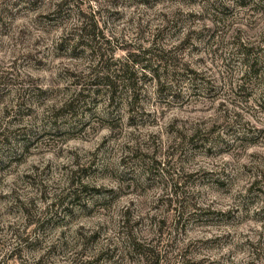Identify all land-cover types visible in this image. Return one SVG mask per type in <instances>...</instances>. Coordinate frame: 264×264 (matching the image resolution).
<instances>
[{
	"label": "clouds",
	"instance_id": "1",
	"mask_svg": "<svg viewBox=\"0 0 264 264\" xmlns=\"http://www.w3.org/2000/svg\"><path fill=\"white\" fill-rule=\"evenodd\" d=\"M60 2L61 0H43L42 6L30 10L31 0H8L7 3L0 0V15L10 25V30H7L0 24V68L11 70L12 62L17 57L21 58L14 76L19 83L12 91L11 99L14 100L21 88H42L46 92L55 93L43 107H38L31 97H26L27 109L34 111H26L21 123L9 124L12 117L4 119V105H0V132L5 129L14 131L26 128L35 139L57 134L66 137L62 141L34 150L27 157V163L19 166V170L14 164L11 170L0 173V194L9 196V203L14 202L11 197L13 191L19 193L25 202L29 197H36V215L39 216L53 200L49 199L47 204L41 202L37 191L25 184L22 178L25 172L36 175L38 180L47 184L52 197L67 188L69 176L77 163L95 164L96 167L90 171V175L96 177L92 183L97 189L119 190L122 187L121 179L136 178L142 181L140 165L133 158V153L138 147L142 151H151L144 147V142L149 141L150 133L158 134L165 145L178 143V138L175 135L169 136L166 131L167 125L175 119L179 121L176 127L186 130L189 135L199 131L209 141L199 151L187 152L185 159L189 163L177 164L173 161V176L183 177L185 173H199L184 189L185 198L195 207L209 208L217 213L242 208L243 197L247 194L251 181L259 178L258 172L242 178L240 174L243 173L244 165L264 169V143H259L264 137H258V142L250 146L241 144L249 130H264V111L257 106L264 100L261 95L264 93V79L258 82L253 97L247 102H241L233 94L231 85L239 84L240 77L247 70L244 67L246 57L241 44L245 48H256L264 57V0H221L231 9L222 20H217V14L211 11V5L216 4L217 0H152L151 6L138 3V0H128V8L114 9L125 11L126 15L115 29L109 26L113 36H123L129 44L154 48L159 55L175 59V63L168 66L167 72L163 68L160 71L161 79L169 86L168 91L157 96L156 85L153 84L150 85L151 94L141 98V105L146 111L153 113V119L145 118L142 123L146 127L139 132L129 129L125 124L123 133L112 126L119 119V112L115 108H109L107 98L98 107L93 105L92 111L81 109L75 116L71 112L60 114L57 127L51 126L53 113L63 108L83 88V84L74 79L73 74L87 79L88 70L99 63V60H89L85 64L83 61L55 59L52 56L56 41L70 32H79L86 23L80 18L74 5L71 20L48 18L47 13ZM89 6L91 12L95 13L105 7V0H84L85 12H89ZM141 28L146 35L137 39ZM205 29L210 31H204ZM157 32L159 39L155 38ZM186 38H190L191 45L196 46V55H191V46L181 47ZM107 55L121 60L127 57V52L116 48L114 56L111 52ZM40 60H45V64H39ZM197 61L198 71L217 85L215 89L208 88L202 79L190 77L187 73L186 67L196 65ZM148 75L151 76L152 73ZM10 106L15 108V103ZM238 113L242 118H238ZM157 158L163 160L164 156L161 154ZM49 164L55 169H68L59 171L57 183L47 180L32 168L36 165L42 172ZM169 179L165 177V180ZM220 183L234 186L227 195H222L227 188L221 189ZM193 184L197 187L193 188ZM171 193V183L167 186L160 184L146 196L121 193L115 212L106 213L101 210L91 221L79 220L72 225L71 232L66 237L71 248L65 254L58 256L65 243L62 232L67 230L57 229L44 240L41 250L32 253L25 250L23 259H9L8 255L18 246L25 247L18 237L28 235L36 239L32 232L36 224L33 223L25 232L24 221L27 217L22 212L19 216L6 215L7 204L0 203V264H38L41 261L42 264H73L74 260L77 264H87L93 259L94 253L90 250L82 251L83 243L76 235V230L82 225L88 230L100 224L108 226L104 229L106 235L103 244L107 247H120V254L124 259L119 260V264H146L144 257L129 259L126 253V246L133 237L141 244L168 252L170 264H181L176 258L177 254L189 244L203 247L197 245V241L226 236L229 232L233 234V240L231 243L225 241L227 247L217 248L213 253H202L196 259H205L207 256L209 260L218 261L219 264H264V240L261 235L264 227L251 220L239 229L189 226L186 235H177L174 232L169 235L166 232L162 240L156 225L152 224H148V230L142 231L134 227L131 232L117 236L113 215L119 214L121 209L126 210L133 201L137 208L141 207L142 201H146L142 213L144 222L147 223L150 216L163 219V210L153 212L151 206L159 197H167ZM108 195V192L101 191L99 198L103 199ZM134 219H139V216ZM223 219L227 220L228 217ZM16 229L20 231L17 233ZM109 240L112 241L110 244ZM248 241L256 245V249L249 246ZM53 246L57 252L50 253ZM256 251L261 253L259 260L254 254ZM161 264H164L163 260Z\"/></svg>",
	"mask_w": 264,
	"mask_h": 264
},
{
	"label": "rangeland",
	"instance_id": "2",
	"mask_svg": "<svg viewBox=\"0 0 264 264\" xmlns=\"http://www.w3.org/2000/svg\"><path fill=\"white\" fill-rule=\"evenodd\" d=\"M7 3L8 0H5ZM159 2V0H157ZM138 3L151 6L152 0H138ZM43 5V0H31V9L36 10L38 7ZM79 11L80 18L85 20L86 30L85 35L81 39L73 40L74 32H70L67 36H62L56 41L52 48V56L55 59H69L75 61H83L85 64L89 60H99L95 68L89 69L87 79L83 76L76 77L73 74L74 79H77L79 83L83 84V88L80 93L75 95L71 99L69 106L61 108L53 113L52 127H57V119L60 114H68L71 112L73 116L80 112L81 109L87 111L93 110V105L99 106L103 103L104 99L107 98V92L102 86H93L92 81L93 75H101L105 70L112 72L117 71L120 67L121 71L116 75V82L111 88V100H109V108H115L119 112V119L112 125L115 129L123 133L124 125L126 124L129 129H136L137 132L140 129L145 128L146 125L142 123L145 118L153 119V113L145 110L144 106L141 105V98L151 94L150 85H156V95H162L165 91H168L169 86L161 79L160 71L165 69L167 72L168 66L175 63V59L172 57L161 56L163 61H166V65L163 62L157 64L154 59L150 61L152 68L154 69L155 64L157 68L155 71L156 76H159L161 87L157 86L155 80L151 79L148 75L147 70L141 69L142 65L145 64L144 58L140 52L145 50L143 45L139 47L129 44L127 39L123 36H113L112 32L109 31L111 25L113 29L117 25L123 22L126 12L125 11H114V9H126L130 5L128 0H105V7L100 8L95 13L91 12V6H89V12L84 11V0H63L56 10L54 7L47 13V17H59L66 20L72 18V6ZM218 5V6H217ZM211 11L216 15L217 20H222L231 9L226 3H222L221 0H217L216 4L211 5ZM7 12V9H5ZM43 15V14H42ZM131 23V20L129 21ZM0 24L4 25V28L10 30V25L4 22L3 16L0 15ZM204 31H210L205 29ZM219 33H217L218 35ZM143 28L139 30L137 39L145 36ZM90 37L93 39L90 40ZM156 39H159V32L156 33ZM213 42L215 36L212 37ZM123 41V42H122ZM185 45L191 46V55H196V46L191 45V39L186 38L182 43L181 47ZM243 47V44H241ZM119 48L120 51L127 52V57L121 60H115L107 54L109 52L115 55V49ZM154 51H156L153 48ZM257 54V49H253ZM158 53V52H157ZM253 53V52H252ZM260 55V54H259ZM47 59V58H46ZM21 58L17 57L16 61L12 62L11 70L0 68V105H4V119L12 117L11 123H21L22 117L25 112L32 113L34 110L27 109L25 104V98L31 97L33 102L38 107H43L48 99L53 98L54 92H46L42 88H21L17 91L16 96L13 99L12 91L17 88L19 81L14 78L16 76L17 64ZM259 60L263 61L264 71V57L260 55ZM131 61H138L134 65ZM39 64H45V60L38 61ZM126 64V65H125ZM147 64V63H146ZM149 65V63L147 64ZM199 61L196 65H188L186 71L190 77H195L198 80L202 79L206 86L210 89H215L216 84L204 76L198 71ZM262 68V67H258ZM264 72H262V75ZM261 75V74H259ZM129 80L126 83V80ZM260 76H251L242 80V83L232 84L233 94L241 100V102H247L254 95V90L258 87ZM96 82V81H95ZM163 82V84H162ZM222 83V82H221ZM242 86L237 89V85ZM171 95V93L169 92ZM15 103V108L10 105ZM261 111H264V100L257 105ZM223 107V105H222ZM125 112L127 113V119L125 120ZM238 118L240 114L238 113ZM163 114H161V119ZM67 123V122H66ZM155 123V121H154ZM179 121L173 120L171 124L167 125V133L169 136L175 135L178 138V143L172 145H165L164 140L155 133L149 134V141L144 142L145 148H150L151 151H142L138 147L133 153V158L139 162L140 165V177L141 179H121L122 187L117 190L113 189H97L93 187V181L96 179L94 175H90V171L95 169V164L89 162L88 164L77 163L76 167L71 171L69 176V183L67 188L59 192L55 197L49 195L48 185L42 180H38L36 175H31L28 172L23 173V180L25 184L31 187L34 191H37L39 200L47 204L49 199L53 200V203L49 205L43 213L39 216L36 215V197H29L28 201L21 199L20 194L13 191L11 194L14 202L9 203V196L0 194V203H6V215L19 216L21 212L27 219L24 221L25 232L31 228L32 224H36V228L32 229L36 239L31 236L25 235L18 237L24 248L17 247L12 253H9L8 258L17 257L23 259V253L27 250L29 253L39 251L43 247L44 240L49 235L55 232L57 229H66L67 232H62V236L65 237V243L63 250L58 253L59 255L65 254L70 250L71 245L68 243L66 237L68 232H71L72 225L79 220L91 221L95 216L99 215L101 210L106 213L115 212V207L121 199V193L124 195L140 194L146 196L154 189L159 187L160 184L167 186L171 183L172 193L170 196H161L156 200V203L152 205L153 212H159L163 210L165 218L160 219L157 216H150L145 223V217L142 214L147 204L146 201L141 202V207H136V202L133 201L127 207V209H121L120 213L113 215L112 220L117 226V236L124 235L125 232H131L136 227L142 231L148 230V224L156 225L161 240L164 234L167 232L171 235L172 232L177 235L184 233L187 234L189 226L193 227H216V228H235L239 229L244 227L248 220L253 223L261 224L264 227V169L249 167L244 165L243 173L241 177L252 176L257 172L259 178L251 181L250 186L247 189V194L243 197V207L237 209H230L228 212H213L209 208H199L193 206L188 199H186V192L184 189L188 187V183L194 180L195 176L199 173H185L183 177L173 176L174 165L173 161L177 164H187L188 160L185 156L188 151H199L203 146L207 145L209 141L205 136L195 131L191 135L186 130H182L176 127ZM196 133V134H195ZM195 134V136H193ZM135 136V133H132ZM258 137H264V130L255 129L249 130V134L241 144L250 146L258 142ZM66 137L59 134L40 137L35 139L30 135V130L26 128H18L16 130L5 129L4 132H0V173L11 170L12 165L19 166L27 163V157L33 153L34 150L40 149L41 147L47 146L49 143L59 142L64 140ZM15 141V143H13ZM159 141V142H157ZM259 143H264V140H259ZM210 151V150H209ZM163 154L164 159H158L157 157ZM32 168L38 172L41 176H45L47 180L57 183V177L59 171H68L67 167L63 169H55L53 165L49 164L44 167L43 171L40 172L38 166L33 165ZM227 175V173H225ZM165 177L170 178L165 180ZM85 181H88L87 183ZM233 185H224L220 183V188H227V191L222 192V195H227ZM193 188L197 185L193 184ZM101 191L108 192L109 195L103 199L99 198ZM175 204V207L173 206ZM167 205V207H165ZM87 209V211H85ZM139 216V219H134ZM223 217H228L224 220ZM108 227L100 224L92 229L86 230L83 225L76 230V235L80 237L83 243L82 251L90 250L94 253L93 259L89 260L87 264H119V260H123L124 256L120 254V247L117 246L107 247L103 244L104 236L106 235L104 229ZM171 227V231L169 228ZM11 231V226L9 228ZM110 230V229H109ZM252 229H250L251 231ZM20 229H16L18 233ZM2 232V230H0ZM262 240H264V233ZM132 240L136 244H141L135 240ZM231 243L233 240V234L227 233L226 236H215L211 240L197 241V245H203V247H197L189 244L188 247L182 249L177 254V259L181 264H219L218 261L209 260L207 256L205 259H196L197 256L202 253H213L217 248L227 247L228 244L225 241ZM112 241L109 240V244ZM249 246L256 249V245L251 244V241L247 242ZM97 249H99L97 251ZM126 253L129 259H135L139 257L137 252L126 246ZM154 253V260H158V264L164 261V264H170L168 252L158 251L156 248H152ZM57 252L55 246L50 249V253ZM257 260L260 259L261 253L256 251L254 253ZM119 257V259H118ZM149 262L153 260H148ZM148 262V263H149ZM38 264H42L38 262ZM73 264H77V261H73Z\"/></svg>",
	"mask_w": 264,
	"mask_h": 264
},
{
	"label": "trees",
	"instance_id": "3",
	"mask_svg": "<svg viewBox=\"0 0 264 264\" xmlns=\"http://www.w3.org/2000/svg\"><path fill=\"white\" fill-rule=\"evenodd\" d=\"M61 2H63V0H61ZM60 5L59 4H55L54 5V10H56L58 8V6ZM85 30H86V25L84 24L82 26V28L79 30V32H76L74 34V37H73V40L75 39L77 42L78 39H81L82 37L86 36L84 33H85ZM79 37L78 39L76 37ZM93 38L90 37V40H92ZM241 48L243 49V54L245 55L246 57V60L244 62V67L247 69L244 74L240 77V83H242V80L246 79V78H249L251 76H260V80L261 79H264V74L262 75V72L263 71V61L261 62L259 60V57L260 55L257 54L253 49L255 48H245L244 46L242 47L241 45ZM253 52V53H252ZM140 54L145 58H144V61H145V64L142 65L141 69L143 70H147L148 72L152 73L151 75V79H153V77H155V82L157 84V86L161 87L163 85L160 84V78L159 76H156L154 75L155 74V71H156V68L158 67L157 64H160V62H163L164 65L167 66L166 64V61H163L161 55H159L157 53V51H154L153 48H147L145 50H142L140 52ZM152 59H154L153 61H155L157 64H155L154 66V69L152 68L151 64H150V61H152ZM138 62V61H136ZM135 61H131V63L134 65L136 63ZM149 63V65L147 64ZM126 65V64H125ZM258 67H262V68H258ZM121 68L120 67L116 72L118 73L119 70L121 71ZM115 71H112L109 73V71L105 70L104 72L101 73V75H93L91 78H92V81L94 82L93 86H102L106 92H107V100L109 102V100H111V88L112 86L114 85V83L116 82V75H115ZM122 73V71H121ZM261 74V75H259ZM96 81V82H95ZM129 80L127 79L126 80V83H128ZM163 84V82H162ZM242 86L241 85H237V89H239L240 87ZM80 93V92H79ZM262 96H264V93L261 94ZM71 103V100L67 103L64 104V107H67L69 106ZM196 134V133H195ZM195 134L193 136H195ZM128 248L134 250L137 252V255L139 257H144L145 260H146V264H158V260L153 258L154 256V253H153V250L151 247L147 246V245H140V244H136L132 239L130 241V243L128 244ZM148 260H153L151 262H149ZM149 262V263H148Z\"/></svg>",
	"mask_w": 264,
	"mask_h": 264
}]
</instances>
